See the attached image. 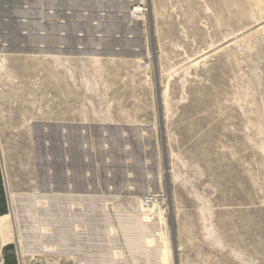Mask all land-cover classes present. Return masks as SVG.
Instances as JSON below:
<instances>
[{
    "label": "rangeland",
    "instance_id": "rangeland-1",
    "mask_svg": "<svg viewBox=\"0 0 264 264\" xmlns=\"http://www.w3.org/2000/svg\"><path fill=\"white\" fill-rule=\"evenodd\" d=\"M104 3L0 0L2 241L19 264H264V0Z\"/></svg>",
    "mask_w": 264,
    "mask_h": 264
},
{
    "label": "crops",
    "instance_id": "crops-1",
    "mask_svg": "<svg viewBox=\"0 0 264 264\" xmlns=\"http://www.w3.org/2000/svg\"><path fill=\"white\" fill-rule=\"evenodd\" d=\"M83 3H86L88 1H92V0H81ZM98 1V3L105 5L104 2H106L107 0H96ZM116 3L120 4V3H124V5L126 4H130L131 0H115ZM101 12L106 13V10H102ZM117 15H120V13H116ZM80 15H86V12L81 11ZM1 182V180H0ZM8 212V202L6 201L5 198V193H4V189L2 184H0V220L3 219L5 217V215ZM2 239L5 240V237H0V241H2ZM11 241H2L1 242V253L4 259V263L3 264H19V260H18V249L16 247H13Z\"/></svg>",
    "mask_w": 264,
    "mask_h": 264
},
{
    "label": "built area",
    "instance_id": "built-area-1",
    "mask_svg": "<svg viewBox=\"0 0 264 264\" xmlns=\"http://www.w3.org/2000/svg\"><path fill=\"white\" fill-rule=\"evenodd\" d=\"M142 11V8L140 6L133 7L132 13L139 15ZM142 203L145 205V207H148V204H151V200L147 197H144Z\"/></svg>",
    "mask_w": 264,
    "mask_h": 264
}]
</instances>
